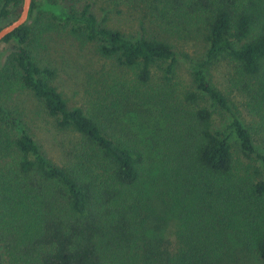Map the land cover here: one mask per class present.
<instances>
[{"label":"trees","instance_id":"1","mask_svg":"<svg viewBox=\"0 0 264 264\" xmlns=\"http://www.w3.org/2000/svg\"><path fill=\"white\" fill-rule=\"evenodd\" d=\"M70 1H31L27 22L0 42L12 44L0 68V90L17 78L59 128L81 136L102 174L97 178L83 162L72 167L50 163L21 121L0 103V264L145 260L142 215L150 205L142 194L127 200L142 178L144 154L135 141L109 132L103 119L108 105L69 108L48 83L53 72L39 67L29 50L44 18L94 44L99 56L128 74L108 84L112 105L123 113L134 105L153 108L162 121L157 180L161 201L178 219L177 250L165 253L168 264H202L201 251L220 256L229 232L243 238L264 263V179L256 168L253 174L241 172L232 141L246 158L255 156L263 171L264 154L255 152L249 130L205 73L210 62L227 56L232 85L249 96L254 111L264 112V0H113L141 4L158 20L204 31L208 48L205 60L190 69L193 90L175 82L177 59L170 44L128 39L99 26L89 4L77 11ZM22 2L2 0L0 18L14 21ZM203 98L229 114L221 128L213 127Z\"/></svg>","mask_w":264,"mask_h":264},{"label":"rangeland","instance_id":"2","mask_svg":"<svg viewBox=\"0 0 264 264\" xmlns=\"http://www.w3.org/2000/svg\"><path fill=\"white\" fill-rule=\"evenodd\" d=\"M69 3L77 11L84 4H89L99 26L117 30L128 39L155 38L170 44L177 59L175 82L193 90L190 69L205 60L208 48L202 29L185 27L172 20H158L141 4L113 0H71ZM10 20L0 18V28ZM67 29L44 18L38 23L29 44L31 55L39 67L53 72L47 81L63 96L69 108L108 105L109 110H105L103 119L109 132L118 138L135 141L142 150V178L130 190L127 200L142 194L150 205L142 215L140 248L145 255L144 264H168L165 253L177 250L178 219L171 208L161 201V187L157 180L163 159V123L153 108L140 109L134 105V111L123 113L119 107L112 105L114 99L108 97V84L115 76L128 77V74L112 60L99 56L94 44L80 41ZM11 50V43H0V68ZM205 73L227 99L233 114L249 130L255 152L264 154V112L254 111L249 105V96L232 85L233 65L229 58L222 56L210 62L205 67ZM0 103L21 121L50 163L72 167L77 162H83L93 175L101 177V166L85 147L81 136L69 128H59L56 119L47 114L43 105L21 86L17 78L0 90ZM202 104L212 113L214 128H221L227 123L229 114L205 98ZM232 142L234 158L241 172L253 174L256 168L260 178L264 179V171L255 156L246 158L237 141ZM201 254L199 259L202 264H264L243 238L231 232L227 234L225 249L220 256L202 251Z\"/></svg>","mask_w":264,"mask_h":264},{"label":"water","instance_id":"3","mask_svg":"<svg viewBox=\"0 0 264 264\" xmlns=\"http://www.w3.org/2000/svg\"><path fill=\"white\" fill-rule=\"evenodd\" d=\"M32 0H23L21 12L19 16L9 24L5 25L0 29V42L13 31H15L20 26L24 25L27 22L29 9Z\"/></svg>","mask_w":264,"mask_h":264}]
</instances>
